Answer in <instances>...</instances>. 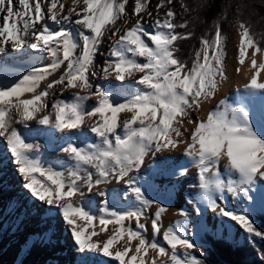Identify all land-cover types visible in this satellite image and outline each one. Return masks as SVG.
<instances>
[{
  "label": "snow or ice",
  "instance_id": "obj_1",
  "mask_svg": "<svg viewBox=\"0 0 264 264\" xmlns=\"http://www.w3.org/2000/svg\"><path fill=\"white\" fill-rule=\"evenodd\" d=\"M179 2L189 14L203 7ZM229 7L182 56L196 33L174 0H71L67 8L0 0V138L23 189L50 220L62 218L81 264L90 254L115 264H206L195 251L206 209L238 224L249 243L264 240L254 223L264 214V32L236 6L234 72L248 82L234 101L217 100L229 80ZM44 130L62 134L52 145L66 159H49L45 144L25 135ZM190 168L195 219L182 208L183 219L164 229L165 201ZM226 194L245 206L233 210Z\"/></svg>",
  "mask_w": 264,
  "mask_h": 264
},
{
  "label": "bare ground",
  "instance_id": "obj_2",
  "mask_svg": "<svg viewBox=\"0 0 264 264\" xmlns=\"http://www.w3.org/2000/svg\"><path fill=\"white\" fill-rule=\"evenodd\" d=\"M61 2H65L67 8L71 0H61ZM129 9H131V7ZM161 14H163V11H161ZM238 39L239 37L237 34L229 39L227 45L229 54V80L224 85L217 100L228 97L230 101H234L235 88L237 86L242 87L248 82V76L243 71L239 75L234 72L236 66L234 58L236 54L235 44L238 42ZM102 50L107 52V44L102 46ZM260 59L258 55V62ZM102 60L103 57H98V62H102ZM261 81L264 82V73L261 74ZM259 99L258 97L257 100ZM33 127L35 128L36 126L34 125ZM25 135L29 136L30 139H34L36 142L45 144V151L49 159H55L57 156L61 159H66V157L59 152L58 146L52 145V141L58 140L62 134L54 130H44L42 134L35 136L30 135L26 131ZM171 155L176 157L177 162H182L184 160L179 152L172 153ZM1 165H3V169ZM221 169H223V162L221 164ZM13 173H17L16 165L13 163V158L8 151L6 142L3 138H0V176L2 177V179H0V224H9L12 215L15 216L18 214L17 217L20 218V220L24 219V221L18 225L17 230L15 231L12 229L11 235L5 239L1 236L4 226L0 227V264H81L83 258L77 253L76 246L62 218L57 217L56 219H58V222L56 226L53 225L55 219H49L50 214L44 211L43 206L36 202L28 191L17 187V184L13 181L14 179L11 180L13 182L9 184L10 176ZM195 173L196 169L190 168L188 175L182 177L178 183L176 181L163 179H158L156 181L157 185L177 183L175 195L173 199L170 200L171 203L170 201H165L169 211L163 218L164 229L170 224L183 219V217L179 215V211L182 208L186 209L190 216L195 219L194 213L192 212V205L189 204L186 199L189 194H195L198 191L196 188L189 187V185L197 182ZM107 187L119 188L120 186L113 184ZM149 195L155 196L157 199H165L164 194L161 192L153 191L150 192ZM226 195L228 196V205L233 210L239 211L241 207L245 206L243 202L234 201L230 194ZM25 196L26 198L24 201L22 200V204L21 198ZM30 203H32V208L27 212L25 208L26 206L28 207ZM206 211L208 215H206ZM43 212L46 213L45 218L43 217ZM202 221L208 224L212 232L225 234L235 231L234 234L237 240L240 241L244 238L245 234L240 227H238V229L232 228V221L228 218L219 217L217 213L213 212L211 209H206L204 211ZM12 224L14 223L10 225L12 226ZM109 227L111 228L112 226L110 225ZM188 227L189 232L194 231L193 225H189ZM53 233H55V236L52 235V241H48L47 238ZM133 245H135V242H133ZM149 255H151V252ZM86 259L88 264H115L110 257H105L103 254H90Z\"/></svg>",
  "mask_w": 264,
  "mask_h": 264
},
{
  "label": "trees",
  "instance_id": "obj_3",
  "mask_svg": "<svg viewBox=\"0 0 264 264\" xmlns=\"http://www.w3.org/2000/svg\"><path fill=\"white\" fill-rule=\"evenodd\" d=\"M185 2L192 9H197L198 5L203 7L189 14L183 7L178 9L176 5L180 2L174 0L177 12L186 17L191 16L192 27L196 33L195 38L181 43L182 56H187L193 46H198V38L212 27L213 21L219 18L222 9L227 5L231 7L228 9L227 18L222 21V28L227 36L236 25L237 5H246L240 19L249 22L254 32H264V0H185ZM254 220L257 222L256 227L264 231V214H256ZM200 240L206 242V255L202 256L206 264H264V240L259 238L249 243L248 237L247 241L239 245H233L232 241L211 234H206Z\"/></svg>",
  "mask_w": 264,
  "mask_h": 264
},
{
  "label": "rangeland",
  "instance_id": "obj_4",
  "mask_svg": "<svg viewBox=\"0 0 264 264\" xmlns=\"http://www.w3.org/2000/svg\"><path fill=\"white\" fill-rule=\"evenodd\" d=\"M152 2H153V4H154V3L156 2V0H152ZM176 6L178 7V9H182V6H181L180 3H177ZM130 7H132L131 4L128 5V8H130ZM161 11H164V10L162 9ZM236 34H237V29L232 27V29L230 30L229 36H228V42H229V39H230L233 35H236ZM228 42H227V45H228ZM22 203H23V202H22ZM170 203H171V201H170ZM206 215H208V212H207V211H206ZM206 215H205V217L207 218ZM254 216H255V215H254ZM57 222H58V219H55L53 225L56 226V223H57ZM50 225H51V224H50ZM206 225H207V228H208L209 226H208L207 223H206ZM238 227H239V225L236 224L235 222H233V224H232V228H234V229H238ZM207 228H206V229H207ZM206 231L208 232V230H206ZM210 232H212V231H210ZM234 232H235V231H234ZM234 232H233L232 234H234ZM190 233H191V232H190ZM204 233H205V232H202V233L197 237V240H198V242H199V244H200V246L198 247V249L195 250L197 255H198L199 253H200V254H201V253H204V254H205V247H204V246H205V243H204V242L201 243L200 240H199L200 237L203 238ZM214 233H215V232L213 231L212 234L214 235ZM244 234H245V233H244ZM52 235H53V234H50V237L47 238L48 241H52V238H51V237H53ZM219 236L224 237V234H219ZM244 238L247 240L248 236L245 234V235H244ZM59 242H60V241H59Z\"/></svg>",
  "mask_w": 264,
  "mask_h": 264
}]
</instances>
